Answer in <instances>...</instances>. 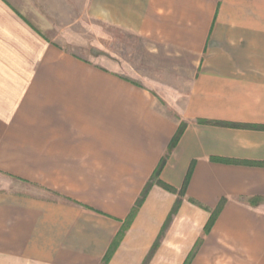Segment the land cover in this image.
Instances as JSON below:
<instances>
[{"label":"crops","instance_id":"crops-1","mask_svg":"<svg viewBox=\"0 0 264 264\" xmlns=\"http://www.w3.org/2000/svg\"><path fill=\"white\" fill-rule=\"evenodd\" d=\"M23 1L0 0V264H264V0ZM31 12L148 40L172 95ZM181 122L158 177L174 192L154 181L132 213Z\"/></svg>","mask_w":264,"mask_h":264},{"label":"rangeland","instance_id":"rangeland-1","mask_svg":"<svg viewBox=\"0 0 264 264\" xmlns=\"http://www.w3.org/2000/svg\"><path fill=\"white\" fill-rule=\"evenodd\" d=\"M30 4L36 5L37 0H30ZM29 15L48 41L98 67L114 71L130 82L151 86L160 93L174 86L171 83L176 80L167 67L165 57L152 52L153 45L140 36L86 18L81 13L47 14L49 18L46 22L37 20V13ZM165 83H170V86ZM164 92V95H172ZM165 109L176 117L175 109L167 106ZM5 184L6 179L0 174V187Z\"/></svg>","mask_w":264,"mask_h":264},{"label":"trees","instance_id":"trees-1","mask_svg":"<svg viewBox=\"0 0 264 264\" xmlns=\"http://www.w3.org/2000/svg\"><path fill=\"white\" fill-rule=\"evenodd\" d=\"M199 122H200V123H207L205 120H199ZM215 123L220 124L219 122H215ZM222 124H224V123H222ZM224 125H229V124H224ZM184 126H185V125H184V123H182V122L179 124V128H178V130H177L175 136H174L173 139L171 140V142H170V144H169V146H168V150H167L166 154L163 156V158H162V160H161V162H160V164H159V167L157 168V170H156L155 173L153 174V177L151 178V181H149V183H148L147 186L145 187V190L143 191V193L141 194V196L139 197V199H138L137 202L135 203V205H134V207H133V210H132V213L135 212V210L137 209V207L141 204V202H142V200H143V198H144L145 192H146L147 188L150 186V184H151L152 182L155 181V182L161 184V185H162L164 188H166L167 190L174 192V189H173L171 186H169V185H167V184L161 182L160 179H159L158 177H159V174H160L161 168H162L163 164L165 163V161H166V159H167L169 153H170L171 150L175 147V145H176V143H177V141H178V139H179V137H180V135H181V133H182V131H183ZM231 126H232V125H231ZM217 213H218V210H216V211H214V212L212 213L211 218L209 219V222L207 223V225H206V227H205V231H206V232L209 230V228H210V226H211V224H212V222H213V220H214V218H215V216H216ZM106 260H107V258H105L103 264L106 262Z\"/></svg>","mask_w":264,"mask_h":264}]
</instances>
